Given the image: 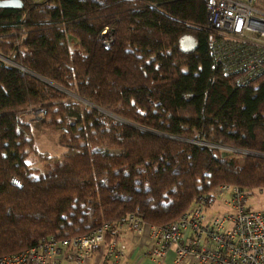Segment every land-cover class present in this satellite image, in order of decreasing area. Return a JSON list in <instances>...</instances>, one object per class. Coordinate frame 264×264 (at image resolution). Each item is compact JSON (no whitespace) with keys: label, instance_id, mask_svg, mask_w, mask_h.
<instances>
[{"label":"trees","instance_id":"trees-1","mask_svg":"<svg viewBox=\"0 0 264 264\" xmlns=\"http://www.w3.org/2000/svg\"><path fill=\"white\" fill-rule=\"evenodd\" d=\"M206 21L203 0L0 9V56L14 64L0 61V257L84 235L90 212L159 227L220 185L264 188V63L240 84L217 62ZM185 36L194 51H180ZM33 107L46 109L41 128L56 131L61 155L36 149Z\"/></svg>","mask_w":264,"mask_h":264},{"label":"built area","instance_id":"built-area-1","mask_svg":"<svg viewBox=\"0 0 264 264\" xmlns=\"http://www.w3.org/2000/svg\"><path fill=\"white\" fill-rule=\"evenodd\" d=\"M28 1L45 0H22ZM203 1L206 29L220 37L213 45L217 62L227 73L238 74L240 84L259 75L264 63V0ZM107 39L106 47L111 43ZM0 61L14 65L2 56ZM28 112L37 123L47 114L42 107ZM221 150L239 159L258 155ZM11 183L19 185L16 179ZM247 195L236 186L220 185L198 197L175 222L159 227L145 225L132 214L96 221L90 212L91 230L86 234L43 237L22 253L1 256L0 264H129L128 243L146 231L145 241L136 245L153 264H163L171 251L173 264H264V213L248 205Z\"/></svg>","mask_w":264,"mask_h":264},{"label":"rangeland","instance_id":"rangeland-1","mask_svg":"<svg viewBox=\"0 0 264 264\" xmlns=\"http://www.w3.org/2000/svg\"><path fill=\"white\" fill-rule=\"evenodd\" d=\"M107 38L108 37H104V35H102V41H103V44H105V45H106V41L108 40ZM69 96H70V99H74L76 101L85 103L74 95L70 94ZM33 108H35V107H33ZM30 116L31 115L27 110L26 111V117L29 120V122L31 123L32 128L34 130L33 135L35 138V146H36V149L38 150V152L48 154L49 156H52V157L61 155L65 151V148L62 146H59L57 144L58 135H57L56 131H50V130L42 129L41 128L42 122L37 123V122L31 120L32 118ZM44 119L42 121H44ZM27 162L29 164L34 163L33 157H30L27 160ZM33 167L36 169L42 168V164L34 163ZM247 198H248V205L253 210L262 211L264 213V188L253 190L252 192H249L247 195ZM213 213L214 212H210L209 215H213Z\"/></svg>","mask_w":264,"mask_h":264},{"label":"crops","instance_id":"crops-1","mask_svg":"<svg viewBox=\"0 0 264 264\" xmlns=\"http://www.w3.org/2000/svg\"><path fill=\"white\" fill-rule=\"evenodd\" d=\"M147 231L145 234L140 238H135L131 242L128 243L129 246V264H153L151 261L148 260L147 257L144 256L143 249L139 248V246L136 245L137 243H142L145 241ZM163 264H173V251L169 253L166 260Z\"/></svg>","mask_w":264,"mask_h":264},{"label":"water","instance_id":"water-1","mask_svg":"<svg viewBox=\"0 0 264 264\" xmlns=\"http://www.w3.org/2000/svg\"><path fill=\"white\" fill-rule=\"evenodd\" d=\"M23 4L22 0H2L0 1V9H20ZM179 49L184 53L192 52L196 49V42L191 36H185L180 40Z\"/></svg>","mask_w":264,"mask_h":264}]
</instances>
